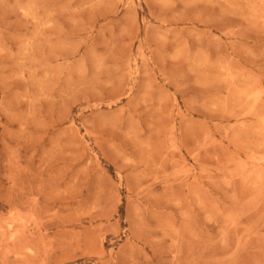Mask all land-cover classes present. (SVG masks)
Masks as SVG:
<instances>
[{"label":"rangeland","instance_id":"rangeland-1","mask_svg":"<svg viewBox=\"0 0 264 264\" xmlns=\"http://www.w3.org/2000/svg\"><path fill=\"white\" fill-rule=\"evenodd\" d=\"M0 264H264V0H0Z\"/></svg>","mask_w":264,"mask_h":264}]
</instances>
